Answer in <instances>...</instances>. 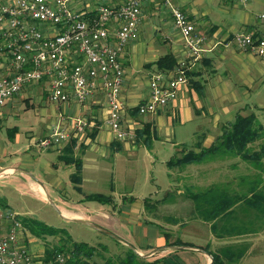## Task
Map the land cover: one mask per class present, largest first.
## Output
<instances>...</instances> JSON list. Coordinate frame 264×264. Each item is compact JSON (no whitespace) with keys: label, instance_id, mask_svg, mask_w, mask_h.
Masks as SVG:
<instances>
[{"label":"crops","instance_id":"obj_1","mask_svg":"<svg viewBox=\"0 0 264 264\" xmlns=\"http://www.w3.org/2000/svg\"><path fill=\"white\" fill-rule=\"evenodd\" d=\"M121 2L122 0H78L72 5L82 11H93L100 4L117 5ZM203 3H209L213 7L215 11L213 20L207 19L205 14L196 16L201 11L200 6ZM171 6L185 12L194 23L196 30L205 35L202 56L187 70L186 82L169 106L145 115L138 112L132 114L131 108L143 102L148 96L151 75L163 72L157 69L155 61L166 53L172 54L176 61L184 56V41L173 24ZM261 15H264V0H148L145 2L136 36L126 45L120 56L124 68L122 95L126 109L125 126L131 128L133 132L142 129L144 126L138 125L137 119L144 116L145 125L154 127L153 134L157 132V136L160 137L159 131L163 127L168 128V125L172 126L176 122L190 123L191 140L198 134L201 124L220 126L217 135L208 134L204 139L206 141L204 144L209 146L208 141L211 139L214 141L221 135L226 125L225 123L222 126V121L225 120L227 123L233 121L237 109L245 106L250 107L251 111L264 108V60L252 51L238 47L233 38L234 34L240 31L264 36V17ZM154 29L161 31L160 38L156 37ZM142 78H146V87L140 81ZM24 89L25 87L7 101L0 115V236L8 232L11 225L10 216L13 215L17 219L30 217L28 212L19 213L13 207L9 208V204L17 198L29 197L31 194L41 200H49L52 193V199L64 217L92 221L91 213L88 211L90 207L83 210L71 209L61 196L63 183L74 187L70 179L74 171L73 164L59 160L72 139L75 140L73 155L82 160L79 191L81 195L102 193H86L83 185L85 182H95L91 173L96 171L98 165L102 166L103 162L107 165L108 161H112L111 157L116 156L118 152L134 149L135 146L114 138L109 130L106 124L108 109L104 94L99 87H94L81 103L74 98L65 103H53L47 98L44 86L39 89L33 87L26 91L27 96L22 99L20 94ZM20 99L24 101V106L20 105ZM34 99L39 100L37 105ZM48 101L56 106L48 105L46 103ZM30 108L39 109L34 117L24 116L22 122L18 120L9 122V115L19 110L23 111L21 114H26ZM79 121L84 123L82 131H76L74 127ZM54 126H63L71 130L70 138L59 147L41 148L38 140L49 134L51 127ZM256 142V146L252 144L249 148L261 155L264 151L261 147L264 146L262 144L264 137ZM258 150L262 151L261 154ZM109 151H113V155L109 154L107 159ZM106 165L105 169H107ZM111 189L113 190V183ZM106 195H111L112 203L115 202L114 191ZM110 204L99 203L96 209L105 216L114 214L115 208L111 210ZM140 223L137 222L141 230L145 231L144 236H147V233H150L147 224L140 225ZM173 227L171 225L166 228L173 233ZM28 231L24 227L21 233L22 242L25 246L32 244L35 259L43 262L45 246L41 247L37 238ZM154 231L156 232H152L153 239H149V244L144 241L145 245L141 247L165 248L164 235L160 231ZM248 234H251V238L247 237L245 242L254 238L255 243L252 245L246 243L248 247L246 251L264 253V234L256 236L247 232L242 235ZM205 256L203 263L211 264L209 256L207 254ZM175 257L176 260L179 258L180 262L183 261L177 255V251Z\"/></svg>","mask_w":264,"mask_h":264},{"label":"rangeland","instance_id":"obj_2","mask_svg":"<svg viewBox=\"0 0 264 264\" xmlns=\"http://www.w3.org/2000/svg\"><path fill=\"white\" fill-rule=\"evenodd\" d=\"M200 7L201 11L196 16L199 17L201 14H205L207 19L213 20L215 14L213 7L209 3H203ZM160 32L154 29L156 37L160 38ZM140 81L145 87L147 86L146 78H142ZM42 86H44L42 82L26 86L20 97L23 99V97L27 96L26 91L31 90L33 87L39 89ZM122 97L124 99L123 95ZM22 99H20V105L24 106L25 103ZM37 102L39 100L34 99L35 105H37ZM46 103L56 106V104L49 101ZM263 109L251 111L250 107L245 106L237 109L236 112L243 115L254 112L257 115V121L264 124ZM38 110L30 108L26 114H21L23 111L19 110L17 113L9 115V122H16V120L22 122L24 116L34 117L38 113ZM144 119V116L138 117V125L145 127L146 120ZM222 122V126L227 123L225 120ZM189 127L190 123L182 124L176 122L172 126L168 125V128H161L159 131L160 137L157 136V132H155L156 135L153 134L154 127H149L151 136L149 145L144 144L146 133L137 139V132L134 131L135 135L133 139L122 140L130 145H135L134 149L130 148L126 151L118 152L116 156L111 157L112 161L105 159L108 161V164L106 165V162H103L102 166L98 165L96 171L91 173L95 182H85L83 190L86 193L102 192L105 194L114 191L115 202L109 205L111 210L115 208L114 214H108V216L101 214L96 209L100 202L86 200L83 198L85 193L81 195L71 184H62L61 196L67 201L66 205L69 208L83 210L86 207H90L88 211L91 213L92 222H98V225L106 228L118 238L64 217L53 201L52 193L50 196L51 201L41 200L31 194L29 197L22 196L11 201L9 208L13 207L19 213L28 212V215L37 221L56 229L66 230L64 234L62 232L59 233L60 235L46 234L44 237H38L31 233L37 238L41 247H46V245L50 247L52 245L59 246L60 236L63 235L65 237L67 235L71 241L87 242L89 245L95 246L99 254L95 255L93 259L99 264L103 262L104 258L116 259V257L124 255L127 247L134 248L138 253L143 255L155 250L152 255L145 256V258L149 260L159 259L157 264H171V261L176 258V251L177 255L183 259L181 261L182 264H205L203 260L206 259V253L198 249H173L169 246H165L164 249H146V247H141L145 245V242L149 244V239H153L151 235L152 232H156L154 230L160 231L163 234V231L170 230L166 227L171 225L174 227L173 233L169 231L170 241L180 238L182 241L193 243L195 247L208 245L214 251H219L227 245L237 244H241L247 249L246 243H249V245L255 243L254 238L251 241L245 242L247 241V237L251 238V234L242 235V237L240 235L238 237H235L236 235H225L221 238L212 236L208 223L190 211L192 200L186 194L202 192L210 187L212 188V195H214L213 190L217 192H222L223 190L227 191L228 196H232L235 194H245L256 188H262L264 185V156L262 155L263 157L255 159V154L257 155L258 153L255 152L253 154L247 149L244 154H247L246 157L248 159H245L242 158V155L236 153L237 151L235 150L219 149L212 155H205L199 163L169 169L166 162L173 156H178L189 150L199 151V146L208 147L204 144V142L206 143L204 139L208 134L212 136L217 135L216 132L220 126L213 127L211 124H201L198 128V134L192 140L190 138L191 129ZM216 140L213 141L211 139L208 142L211 145ZM211 141L213 142L211 143ZM256 143H253V145L256 146ZM261 147L264 148L263 145ZM258 151L261 154L262 151ZM109 154L113 155V151H109L106 156L107 159L109 158ZM262 154H264V151ZM249 158L252 160H249ZM105 165L107 169H105ZM112 183L113 190L111 189ZM167 191H171L173 195L172 199L169 198L157 203V209L152 208L147 210L143 207V198L161 199ZM120 194L122 195L121 197L119 196ZM142 207L143 210H141ZM234 210L236 214L231 215L230 220L226 223L228 228L235 227L238 230H245L256 236L264 234V217L258 211L243 208L241 203L236 204ZM171 216H175L177 220L171 219ZM137 222H141L140 225L147 224L150 231V233H147V236H144L146 233L141 230ZM28 232L30 234V231ZM237 239L239 240L237 241ZM60 241L62 242V240ZM47 242L48 244H46ZM26 247L33 255L32 244ZM65 256L67 257V255ZM177 259L179 260V258ZM200 260L202 262H199ZM36 262L38 264H45L41 260H36ZM46 264L56 263L55 261H49ZM226 264H264V253H251L245 250L244 255L240 259L232 262L227 259Z\"/></svg>","mask_w":264,"mask_h":264},{"label":"built area","instance_id":"obj_3","mask_svg":"<svg viewBox=\"0 0 264 264\" xmlns=\"http://www.w3.org/2000/svg\"><path fill=\"white\" fill-rule=\"evenodd\" d=\"M75 1L0 0V115L14 94L34 83H44L53 103L72 98L81 103L99 87L108 109L106 124L114 138L133 139L134 132L124 124L120 56L136 36L148 0L100 4L93 11L75 8ZM170 12L184 41V56L172 69L151 75L148 96L137 105L139 114L154 113L174 101L186 82L187 70L202 56L205 35L180 8L171 6ZM233 38L238 47L264 60V36L240 31ZM74 127L82 131L84 123L79 121ZM70 136L71 130L54 126L38 144L43 149L55 148ZM10 219L8 232L0 236V264H37L21 240V222L13 215ZM54 261L68 264L62 253Z\"/></svg>","mask_w":264,"mask_h":264},{"label":"trees","instance_id":"obj_4","mask_svg":"<svg viewBox=\"0 0 264 264\" xmlns=\"http://www.w3.org/2000/svg\"><path fill=\"white\" fill-rule=\"evenodd\" d=\"M176 62V58L172 54L166 53L160 56L154 64L157 69L164 71L172 69L176 65ZM130 111L132 114L137 113L138 106L131 108ZM136 132L139 137L146 133L147 135L144 139V144H150L149 141L151 136L148 124L142 129H137ZM263 137L264 124L257 121V115L254 112L244 115L237 113L233 121L226 123L223 127V131L215 143L208 147L199 146V151L189 150L178 156H173L166 162V165L169 168H172L199 163L205 155H212L219 149L235 150L237 151L236 153L242 155V158L248 159L246 157L247 154H244L245 151L248 149L251 153L255 154V152L251 151L249 146ZM69 144L70 145L65 150V153L59 157V160L67 164H73L74 171L70 175V179L74 184V187L80 191L82 160L73 155V145H75V140L72 139ZM261 157H263L262 154H255L254 158ZM249 160L252 159L249 158ZM211 192L212 188L209 187L202 192L187 193L186 195L192 200L190 211L208 223L214 236L221 238L225 235H242L247 233L245 230H238L235 227L228 228L226 225L230 220L231 215L236 214L234 206L238 203H241L243 208L254 209L264 216V185L262 188H256L248 193L235 194L232 196H228L227 191L223 190L222 192L213 190L214 195H212ZM172 196L171 191H167L161 199L153 200L151 197H145L143 198V207L147 210L152 208L157 209V203L169 198L172 199ZM85 199L94 200L100 203H112L111 195L103 193L87 194L85 195ZM170 218L177 220L175 216H171ZM18 220L21 222L23 229L25 227L30 233H33L38 237H44L46 234L56 235L60 232L64 234V231H66L64 229H56L55 227L48 226L31 217H20ZM163 234L166 240L165 246H195L193 243L182 241L180 238L170 241L169 231H163ZM65 237L63 235L60 236L58 242L59 246L52 245V247H50L46 245L43 262L48 263L49 261H54L57 253H64L67 255L68 264H99L93 259L95 255L99 254L95 246L89 245L87 242L71 241L67 235ZM60 240H62V242ZM46 244H48V242ZM201 248L211 254L213 258L211 264H226L227 259L231 262L236 261L244 255L246 250L241 244L227 245L222 247L219 251H212L208 245L202 246ZM158 262L159 259L149 260L148 258L138 255L130 247H127L124 255L116 257V259H111L109 257L104 258L101 264H157ZM171 262V264H182L175 258Z\"/></svg>","mask_w":264,"mask_h":264},{"label":"water","instance_id":"obj_5","mask_svg":"<svg viewBox=\"0 0 264 264\" xmlns=\"http://www.w3.org/2000/svg\"><path fill=\"white\" fill-rule=\"evenodd\" d=\"M48 199H49V198H48ZM49 201H51V199H49ZM70 220H73V221H77V222H80V223L86 224V225L91 226V227H93V228H95V229H97V230H99V231H101V232H104V233H106V234H108V235H110V236H112V237L118 238L116 235H114L113 233H111L110 231H108L106 228H104V227H102V226L98 225L97 223L92 222V221H90V220H87V219H81V218H71ZM170 248H173V249H181V248H192V249H198V250H200V251L206 253V254L209 256L211 262H212V259H213L212 256H211V254H210L209 252L205 251V250H204L203 248H201V247H195V246H171ZM131 249H133L138 255L143 256V257L148 256V255H152V254L154 253V251H155V250H153V251H151V252L146 253L145 255H143V254H141V253H138V251H137L136 249H134V248H131Z\"/></svg>","mask_w":264,"mask_h":264}]
</instances>
